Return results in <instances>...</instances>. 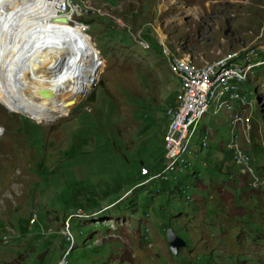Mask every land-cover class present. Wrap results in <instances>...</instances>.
<instances>
[{
	"label": "rangeland",
	"instance_id": "1",
	"mask_svg": "<svg viewBox=\"0 0 264 264\" xmlns=\"http://www.w3.org/2000/svg\"><path fill=\"white\" fill-rule=\"evenodd\" d=\"M94 1L102 13L82 17L91 28L78 33L98 62L92 91L41 123L0 96V264H59L68 252L69 264H264L252 244H264V187L254 191L232 160L235 113L220 107L229 101L222 89L186 153L195 166L179 173L180 182L139 185L143 164L153 172L163 166L166 113L183 90L169 52L196 65L235 56L257 63L248 81L234 85L248 98L238 109L254 115L238 125L242 145L264 176V0ZM17 15L8 9L0 20L1 44H26L65 23L28 11L10 25ZM170 228L187 242L177 254Z\"/></svg>",
	"mask_w": 264,
	"mask_h": 264
},
{
	"label": "bare ground",
	"instance_id": "2",
	"mask_svg": "<svg viewBox=\"0 0 264 264\" xmlns=\"http://www.w3.org/2000/svg\"><path fill=\"white\" fill-rule=\"evenodd\" d=\"M56 1L58 0H27L22 6H19L14 1H6L8 4L0 2L1 5L3 4V6H0V20L5 19V13L8 9H12L13 13H16V10L20 12L19 16L17 15L11 19L10 25L13 26H17L19 22L26 20L24 15L28 11H31L35 16H44V13L49 12L50 17L47 21H58L56 18H51V15L56 14L53 6ZM4 6L7 7L5 10ZM80 19L71 18V23H75L73 25L59 21L63 23V25H58L60 28L50 27L43 29L34 34L26 44L14 45L8 41L6 44L0 43V96L8 107L41 123L44 119L50 118L55 114H67L75 102H78L92 91L98 79L99 68L93 51L78 37V33L83 32L84 34L86 32L82 25H87L85 22H80ZM64 27L69 29L73 27L75 29L74 31L61 29ZM23 29L21 28V30ZM89 45L91 46L90 43ZM175 55L173 52L168 53L172 60V66L179 76L180 74H188L192 78H205L212 71H219V77L212 82L207 106L201 111L200 116L194 117L193 123L187 126L186 140H180L179 147L170 152L162 168L158 172H153V179L143 180L139 185L146 186L152 181L164 179L170 176L171 173H175L178 167H187L188 164H191L186 156L190 142L198 132L200 121L210 109L211 98L220 89H222L221 96H228L229 98V101L225 105L221 104L220 107L235 113L231 116V119L233 127H237L235 129L236 132L233 129L235 132L233 144L236 154L242 160V165L246 170L251 173H257L256 160L250 151L243 147L242 135L240 127H238V125L240 126L244 123L249 124L250 117L236 114L235 110H231L236 105L245 107L248 104L247 96L234 85V81H248L257 63H253V61L239 63L235 61V56L223 57L214 62L198 64L201 65L198 66L195 62L193 63L191 58ZM239 73H241V77L234 76V74ZM182 89L179 96L177 95L178 106L172 109L169 108L170 110L166 113L169 116L170 123L168 122L165 131L167 134L165 136V148L170 146L174 120L185 103L184 84ZM0 126L3 125L0 124ZM250 135L248 137H251ZM206 136L209 137V133L198 143L202 148L204 139H206L204 148L207 146L209 138H206ZM241 146L245 151L240 148ZM148 168V166L141 167V169ZM180 180L181 174L178 175L177 179H173V183L180 182ZM251 186L255 191H260L264 187V185ZM186 191L187 189L181 190L184 193ZM188 200L190 201L191 198L189 197ZM82 214L80 216H83ZM72 215L68 218V239L71 235L69 220ZM85 216L87 217V214ZM71 240L74 243V237Z\"/></svg>",
	"mask_w": 264,
	"mask_h": 264
},
{
	"label": "built area",
	"instance_id": "3",
	"mask_svg": "<svg viewBox=\"0 0 264 264\" xmlns=\"http://www.w3.org/2000/svg\"><path fill=\"white\" fill-rule=\"evenodd\" d=\"M94 3V0H58L53 4V6L57 15L66 16L69 20V23H71V18H82L85 17L86 14H92L94 12L102 13V11H98V7H96ZM106 11H108V9L104 11L105 15L107 14ZM82 27L85 30L87 28H91V26L89 25H82ZM234 76L241 77V73L234 74ZM218 77L219 71H212L205 78H192L188 74H180L181 81L183 82L185 87V103L178 111L176 119L174 120V128L171 134L170 146L168 148H165V160L163 164H165V161L169 157L170 152L179 147L180 140H186L187 126L191 125L194 121V117H199L201 111L207 106L212 82L215 78ZM231 110H235L236 114H242V116H250L252 117V119L254 118L251 107L249 110H240L238 109L237 105V107ZM234 129H237V127ZM5 130L6 129L4 126L0 127V136L5 133ZM247 140L248 143H250L251 137H248ZM205 143L206 141H203V148ZM227 148L231 151V155L235 165L239 167V174L246 179L247 184L249 186L264 185V176H259L258 173H251L243 167L242 160L236 154L234 144H227ZM194 166L195 160L193 164H188L187 167H178V170L175 171L174 175H170L164 179L155 181L173 183V179L177 175H179L180 172H186V169H192ZM141 174L142 176L146 177L145 180L153 179V170L150 168L141 169ZM189 197L190 196L187 195V200L189 199ZM38 218V214H33L31 223L33 224L37 222ZM59 264H67V260H65V257L62 259V261L59 262Z\"/></svg>",
	"mask_w": 264,
	"mask_h": 264
},
{
	"label": "water",
	"instance_id": "4",
	"mask_svg": "<svg viewBox=\"0 0 264 264\" xmlns=\"http://www.w3.org/2000/svg\"><path fill=\"white\" fill-rule=\"evenodd\" d=\"M51 18H56V19H58L61 22L64 21L66 23H69V20H68V18L66 16L53 14V15H51ZM87 36L90 37L92 39V41L95 43V45L98 47V45L96 44V42H95L94 38L92 37V35H90L88 33ZM98 50H99V47H98ZM167 241H168L169 247L172 250V252L176 253V254L179 253V249L181 247H184L187 244L185 239L180 237V236H178L173 228H170L169 231H168Z\"/></svg>",
	"mask_w": 264,
	"mask_h": 264
},
{
	"label": "crops",
	"instance_id": "5",
	"mask_svg": "<svg viewBox=\"0 0 264 264\" xmlns=\"http://www.w3.org/2000/svg\"><path fill=\"white\" fill-rule=\"evenodd\" d=\"M253 193V192H252ZM237 204H239V203H237ZM263 219H264V217H263ZM238 239V238H237ZM238 240H240V238L238 239ZM255 241V240H254ZM253 241V243L252 244H254V245H258V246H260V248H262V250H263V252H262V254H261V257H263L264 258V244L263 243H261V242H259V241H257V242H254ZM263 246V247H262ZM263 263H264V260H263Z\"/></svg>",
	"mask_w": 264,
	"mask_h": 264
},
{
	"label": "trees",
	"instance_id": "6",
	"mask_svg": "<svg viewBox=\"0 0 264 264\" xmlns=\"http://www.w3.org/2000/svg\"><path fill=\"white\" fill-rule=\"evenodd\" d=\"M28 120H30V119H26V121L30 123V121H28ZM142 166H146V165L143 164ZM142 166H141V167H142ZM149 168L153 170L152 167H149ZM140 173H141V171H140ZM141 175H142V174H141ZM32 216H33V215L31 214V215H30V219H29V223H30V224H31V218H32ZM67 216H68V215H66L65 218H67ZM35 223H36V222H35ZM35 223H33V224H35ZM74 234H75V233H74ZM66 240H67V239H66ZM67 241L71 244V241H69V240H67ZM69 247H70V246H69ZM69 247H68V248H69ZM68 248H67V249H68ZM67 249H66V250H67ZM69 254H70V252H69L67 255H69ZM22 264H24V263L22 262ZM67 264H69V262H67Z\"/></svg>",
	"mask_w": 264,
	"mask_h": 264
},
{
	"label": "clouds",
	"instance_id": "7",
	"mask_svg": "<svg viewBox=\"0 0 264 264\" xmlns=\"http://www.w3.org/2000/svg\"><path fill=\"white\" fill-rule=\"evenodd\" d=\"M68 24H70V23H68ZM91 26V25H90ZM244 147H245V145H244ZM246 148V147H245ZM231 157H232V155H231ZM232 160H233V158H232ZM234 162V161H233ZM235 164V163H234ZM258 171L261 173V171H260V169H258ZM262 174V173H261ZM230 177H234L233 175H230ZM245 179V178H244ZM243 182H245V181H243ZM248 185V184H247ZM255 191V190H254ZM227 195H228V193H226ZM264 194V193H263ZM187 243V242H186ZM67 251V250H66ZM172 251V250H171ZM180 251V250H179ZM69 253V252H68ZM65 256V255H64ZM67 256V255H66ZM68 262V261H67Z\"/></svg>",
	"mask_w": 264,
	"mask_h": 264
}]
</instances>
